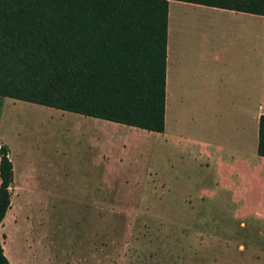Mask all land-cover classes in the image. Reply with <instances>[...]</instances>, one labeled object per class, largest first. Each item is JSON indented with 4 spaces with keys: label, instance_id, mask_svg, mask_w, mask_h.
<instances>
[{
    "label": "rangeland",
    "instance_id": "374dc122",
    "mask_svg": "<svg viewBox=\"0 0 264 264\" xmlns=\"http://www.w3.org/2000/svg\"><path fill=\"white\" fill-rule=\"evenodd\" d=\"M170 10L184 14L176 38L239 27L203 16L216 8L173 1ZM167 105L166 96L164 134L105 124L93 143L95 118L81 130V115L2 100L0 145L14 170L1 226L10 264H264V190L246 205L193 163L170 171Z\"/></svg>",
    "mask_w": 264,
    "mask_h": 264
},
{
    "label": "trees",
    "instance_id": "16d2710c",
    "mask_svg": "<svg viewBox=\"0 0 264 264\" xmlns=\"http://www.w3.org/2000/svg\"><path fill=\"white\" fill-rule=\"evenodd\" d=\"M170 1L264 16V0H0V110L9 98L163 134ZM13 182L0 145V264Z\"/></svg>",
    "mask_w": 264,
    "mask_h": 264
},
{
    "label": "crops",
    "instance_id": "0c3cea01",
    "mask_svg": "<svg viewBox=\"0 0 264 264\" xmlns=\"http://www.w3.org/2000/svg\"><path fill=\"white\" fill-rule=\"evenodd\" d=\"M172 2L166 60L170 171L193 163L213 178L217 190L240 196L247 205L249 196L264 190V157L255 155L264 115V16L222 9L203 14L239 27L208 30L196 42L195 33L176 38L174 24L184 14L173 15ZM79 118L74 117L81 130L93 132V143L105 124H115L95 118L88 128L83 121L91 117Z\"/></svg>",
    "mask_w": 264,
    "mask_h": 264
},
{
    "label": "bare ground",
    "instance_id": "6f19581e",
    "mask_svg": "<svg viewBox=\"0 0 264 264\" xmlns=\"http://www.w3.org/2000/svg\"><path fill=\"white\" fill-rule=\"evenodd\" d=\"M6 254V253H5ZM7 255V254H6Z\"/></svg>",
    "mask_w": 264,
    "mask_h": 264
}]
</instances>
